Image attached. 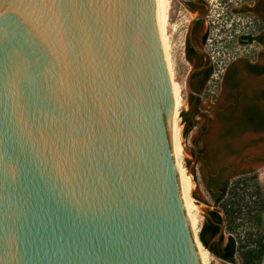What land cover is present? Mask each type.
<instances>
[{"label":"water","instance_id":"1","mask_svg":"<svg viewBox=\"0 0 264 264\" xmlns=\"http://www.w3.org/2000/svg\"><path fill=\"white\" fill-rule=\"evenodd\" d=\"M173 105L155 0H0V264H202Z\"/></svg>","mask_w":264,"mask_h":264},{"label":"flooded vegetation","instance_id":"2","mask_svg":"<svg viewBox=\"0 0 264 264\" xmlns=\"http://www.w3.org/2000/svg\"><path fill=\"white\" fill-rule=\"evenodd\" d=\"M169 10L172 26L186 16H191L186 20L185 54L193 68L197 69L190 78L192 92L189 93L190 104L196 108L197 114L203 112L207 116L211 115L202 105L207 101L208 86L216 70L220 72L218 79L221 83L231 85H235L245 72L258 76L264 74L259 70H264V66L251 58L252 53L259 51L254 46L264 47V0H172ZM196 18V22L192 24ZM215 62L219 69H216ZM209 72H212L210 76ZM262 102L264 90L253 98H245L242 108H229V114L218 111L224 117L223 128L226 134L237 138L239 134L247 132L255 135L264 133ZM232 145V142H228L226 147L232 148ZM259 161L263 163L264 157L260 156ZM250 172L258 174L264 187L261 178L264 171L243 170L233 179L225 177L224 168L212 173L207 186L217 208L219 205L213 193L222 195L228 183ZM213 211L209 212L206 222L213 218ZM213 239L210 246L216 248L220 241L213 243ZM204 247L207 248L205 245Z\"/></svg>","mask_w":264,"mask_h":264},{"label":"rangeland","instance_id":"3","mask_svg":"<svg viewBox=\"0 0 264 264\" xmlns=\"http://www.w3.org/2000/svg\"><path fill=\"white\" fill-rule=\"evenodd\" d=\"M172 5V0H170ZM216 4V2H215ZM170 12V10H169ZM191 16H186L174 26L168 20L167 34L170 40V68L173 85L177 95L183 102L178 114L182 126V134L185 141L186 154L183 166L187 169L195 184L193 197L199 210L194 211V219L197 224L198 236L207 221L210 211L216 210L217 206L211 196L207 182L212 173L224 168V175L233 179L243 170L254 169L264 171V162H260V156L264 157V133L252 134L250 132L231 137L223 128L224 117L218 111L229 114L228 109L242 108L245 98H253L258 92L264 90V74L243 73L235 85L224 83L220 79L216 87L210 83L207 91V101L202 108L211 112L210 116L197 114L196 108L190 104L187 77L193 68L185 54L186 30ZM259 51L252 53V61L264 66V47L254 46ZM214 56H217L214 53ZM216 69H219L216 63ZM264 107V102H262ZM228 142H232V148H227ZM231 145V144H230ZM229 145V146H230ZM264 173V172H263ZM226 233V230H225ZM226 238L228 234L226 233ZM209 252V250L206 248ZM212 264H223L213 257Z\"/></svg>","mask_w":264,"mask_h":264},{"label":"trees","instance_id":"4","mask_svg":"<svg viewBox=\"0 0 264 264\" xmlns=\"http://www.w3.org/2000/svg\"><path fill=\"white\" fill-rule=\"evenodd\" d=\"M213 196L219 208L200 231L203 245L210 246L225 221L228 238L224 232L218 246L210 248L232 263L264 264V187L258 174L250 172L235 179L225 186L222 195Z\"/></svg>","mask_w":264,"mask_h":264},{"label":"bare ground","instance_id":"5","mask_svg":"<svg viewBox=\"0 0 264 264\" xmlns=\"http://www.w3.org/2000/svg\"><path fill=\"white\" fill-rule=\"evenodd\" d=\"M170 2H171L170 0H155V9H156V22L159 33V39L170 72V76L172 78V72L170 68L171 45L167 34ZM172 84H173V79H172ZM175 90L176 89L173 85L174 105H173V111L171 117L170 139L174 152V158L179 171L178 176H179L180 188L182 192V198L186 208V213L191 221L192 230L194 232V240L201 258V262L202 264H212L213 259L209 255V252L206 250L202 242L200 241V238L198 236L197 224L194 219V211L199 210V207L195 203L193 197L195 184L192 178L190 177L189 173L187 172V169L183 166V160L186 154V148L182 134V126L178 119V114L183 106V102L180 99V97L177 95ZM261 178L264 183V173L262 174Z\"/></svg>","mask_w":264,"mask_h":264},{"label":"built area","instance_id":"6","mask_svg":"<svg viewBox=\"0 0 264 264\" xmlns=\"http://www.w3.org/2000/svg\"><path fill=\"white\" fill-rule=\"evenodd\" d=\"M256 49V48H255ZM219 75H220V72L218 70H216L211 78V81H210V92L211 93H215V91L212 90V88H215L216 87V82L219 80Z\"/></svg>","mask_w":264,"mask_h":264}]
</instances>
